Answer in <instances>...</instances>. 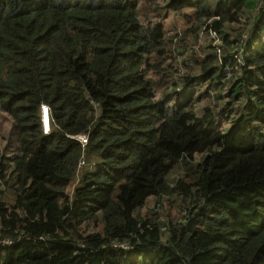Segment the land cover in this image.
<instances>
[{
  "label": "trees",
  "instance_id": "1",
  "mask_svg": "<svg viewBox=\"0 0 264 264\" xmlns=\"http://www.w3.org/2000/svg\"><path fill=\"white\" fill-rule=\"evenodd\" d=\"M163 2L0 0V264H264V0Z\"/></svg>",
  "mask_w": 264,
  "mask_h": 264
},
{
  "label": "rangeland",
  "instance_id": "2",
  "mask_svg": "<svg viewBox=\"0 0 264 264\" xmlns=\"http://www.w3.org/2000/svg\"><path fill=\"white\" fill-rule=\"evenodd\" d=\"M164 0H159L160 5H163ZM193 9L187 8L185 12L187 13H193ZM145 9H142L141 13H144ZM166 28H169L171 26L175 27V31H178L179 29H183V27H188L186 21L182 17H177L174 15H171L169 19L165 22ZM174 33V32H173ZM173 33H170V35H173ZM198 45L193 46V48L187 49L185 55L181 56L180 59H189L193 55V51L195 55L200 57L201 59L205 58L208 51L212 50V45H216L218 43L215 42V38H213V34L207 36L205 33L201 32L198 36ZM188 42L191 44L193 43L192 38H187ZM208 45H211V47H208ZM201 47H204L205 50H201ZM153 75V74H151ZM167 81L169 84H172L173 82L177 81V74L171 73L169 74V77L167 78ZM166 91V87H160L158 88V92L163 94ZM218 103H215L217 105ZM219 110V108H218ZM7 115L0 112V146L4 147L6 144V138L9 132V124L6 119ZM182 171L179 166H177L171 174L167 177V182L169 184H172L177 177L181 175ZM80 183L78 182V179L76 178L75 181L71 184L70 188L68 189L69 193L72 194L76 187H78ZM165 202V203H164ZM149 213L153 216L156 215H162L163 217L168 216L169 214L173 215V218L177 217V210L175 209V206L171 205L166 200L163 201V204L161 205V208L156 209L154 208V204L149 203L145 209L143 210V214Z\"/></svg>",
  "mask_w": 264,
  "mask_h": 264
},
{
  "label": "built area",
  "instance_id": "3",
  "mask_svg": "<svg viewBox=\"0 0 264 264\" xmlns=\"http://www.w3.org/2000/svg\"><path fill=\"white\" fill-rule=\"evenodd\" d=\"M41 118H42L43 131L45 134H48L50 132L51 116H50L49 108L45 105H42L41 107ZM74 138L77 139L82 144V146H85L88 143V138L85 135L77 136ZM84 165H85V161L82 160L80 163V167Z\"/></svg>",
  "mask_w": 264,
  "mask_h": 264
},
{
  "label": "clouds",
  "instance_id": "4",
  "mask_svg": "<svg viewBox=\"0 0 264 264\" xmlns=\"http://www.w3.org/2000/svg\"><path fill=\"white\" fill-rule=\"evenodd\" d=\"M45 106H47V105H45ZM47 107H48V106H47ZM48 108H49V107H48ZM49 110H50V109H49ZM50 130H51V125H50ZM85 136H87V135H85ZM87 138H88V136H87ZM76 140H77V139H76ZM87 144H88V143H87ZM87 144H86V145H87ZM86 145H85V146H86ZM85 146H83V147H85ZM81 167H82V166H81ZM81 167H80V168H81Z\"/></svg>",
  "mask_w": 264,
  "mask_h": 264
}]
</instances>
